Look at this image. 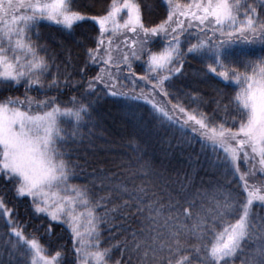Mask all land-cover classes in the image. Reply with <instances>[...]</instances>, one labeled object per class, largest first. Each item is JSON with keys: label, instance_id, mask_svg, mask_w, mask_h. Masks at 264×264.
I'll return each instance as SVG.
<instances>
[{"label": "snow or ice", "instance_id": "6c2138e0", "mask_svg": "<svg viewBox=\"0 0 264 264\" xmlns=\"http://www.w3.org/2000/svg\"><path fill=\"white\" fill-rule=\"evenodd\" d=\"M100 3L0 0V264H264V0Z\"/></svg>", "mask_w": 264, "mask_h": 264}, {"label": "trees", "instance_id": "16d2710c", "mask_svg": "<svg viewBox=\"0 0 264 264\" xmlns=\"http://www.w3.org/2000/svg\"><path fill=\"white\" fill-rule=\"evenodd\" d=\"M108 0H101V3L94 9V11H99L101 8H103ZM179 2H185V0H179ZM161 12L163 11L162 9L160 10ZM82 31V30H81ZM43 34L45 37H54V38H59V39H65L66 34L61 33L57 26L52 25V26H46L43 29ZM77 39L80 38L79 32L77 33L76 36ZM69 41L71 38H68ZM195 42V40H193ZM202 65L197 61V60H192L191 65L187 68V71L189 73H197L199 70H201ZM201 87H204L205 90L207 91L208 89L204 86L201 85ZM234 87V85H233ZM229 92L231 91V88L227 89ZM24 92L23 87L19 88L18 91L13 90L8 93L7 95H15V96H22ZM31 95H36L35 92L31 93ZM66 99V98H65ZM112 99V98H109ZM102 112L105 113V119L103 120V133L106 138L109 140L114 141L113 147L115 149L116 153H120L126 150L124 147L127 143V137L129 134L130 125L125 118V116L119 111L117 107H114L111 104L105 105L104 109H102ZM75 183H84V179L81 178L80 180L74 181ZM11 195V193H9ZM21 218L22 219H27V216L24 212L23 207H21ZM38 223V221H37ZM29 233L32 231V228L29 227L27 230ZM57 233L60 235H64V239L67 240V236L64 233H61L59 229H57Z\"/></svg>", "mask_w": 264, "mask_h": 264}]
</instances>
